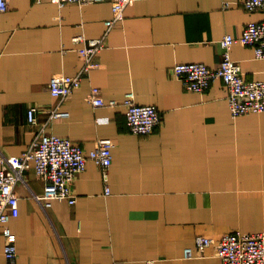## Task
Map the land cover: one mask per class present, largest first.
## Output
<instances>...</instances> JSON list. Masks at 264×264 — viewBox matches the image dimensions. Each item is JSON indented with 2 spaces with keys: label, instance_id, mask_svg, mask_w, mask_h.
<instances>
[{
  "label": "crops",
  "instance_id": "obj_1",
  "mask_svg": "<svg viewBox=\"0 0 264 264\" xmlns=\"http://www.w3.org/2000/svg\"><path fill=\"white\" fill-rule=\"evenodd\" d=\"M111 4L12 0L0 11V158L20 155L37 135L29 107L40 123L48 119L60 101L51 77L79 71L74 37H101ZM125 11L97 56L101 65L63 102L70 116L46 129L87 152L110 137V190L89 159L73 180L77 201L44 205L34 196L44 192L43 176L26 171L9 222L16 264H223L214 246L192 258L185 249L198 235L264 230V111L233 117L222 79L197 92L173 72L177 63L220 67L222 37H239L264 10L248 11L242 0H136ZM231 56L247 79H264L252 45H234ZM93 85L107 100L133 91L138 103L158 107L161 122L152 133L133 132L124 104H92ZM5 243L0 226V264H9Z\"/></svg>",
  "mask_w": 264,
  "mask_h": 264
},
{
  "label": "built area",
  "instance_id": "obj_2",
  "mask_svg": "<svg viewBox=\"0 0 264 264\" xmlns=\"http://www.w3.org/2000/svg\"><path fill=\"white\" fill-rule=\"evenodd\" d=\"M12 0H0V11H6ZM51 1V0H49ZM60 7L68 2L80 5L102 2V0H52ZM136 0H111L113 16L106 20V32L98 38H88L83 35L74 37L80 43L77 48L82 66L75 74H53L50 79V92L59 98V103L49 110V117L40 123L36 116L37 107L28 109L29 122L39 127V131L27 148L20 155H4L0 158V226L6 243L4 252L9 264H16L18 257L17 237L12 232L9 222L12 215L19 209V197L16 187L19 182H25L26 171L34 168L44 178V192L34 195L44 205H51L56 199H65L75 203L76 193L73 190L75 176L86 170L89 159L99 165L106 191L109 192V170L113 161V140L110 137L100 138L93 149L87 152L79 143L68 137L54 134L46 130L55 119L69 117V111L62 108L63 102L79 88L83 78L92 69L101 64L97 56L107 47L109 31L125 18V9ZM248 11L264 10V0H242ZM222 61L220 67L211 68L206 63H177L173 67L176 77H179L188 90L203 92L211 86L214 80L222 79L228 93L229 109L233 117L243 114L264 111V79H247L240 62L232 59L231 50L234 45L243 43L252 45L255 56L264 58V19L249 21L245 24L239 37L226 34L221 39ZM122 101L107 100L103 97L101 87L93 85L90 89V101L95 107L105 105L116 107L124 104L126 107L127 125L135 133H152L162 120V113L153 104L137 102L133 91L126 92ZM214 246L216 254L223 264H264V230L258 232L231 231L217 239L213 236L198 235L195 246L185 249V257L192 258L202 255L207 248ZM150 261L149 264H152ZM46 264V263H42Z\"/></svg>",
  "mask_w": 264,
  "mask_h": 264
},
{
  "label": "rangeland",
  "instance_id": "obj_3",
  "mask_svg": "<svg viewBox=\"0 0 264 264\" xmlns=\"http://www.w3.org/2000/svg\"><path fill=\"white\" fill-rule=\"evenodd\" d=\"M230 232H231V231H230ZM196 238H197V236H196ZM196 238H195V241H196ZM194 246H195V243H194ZM194 246H193V247H194ZM216 255H217V254H216Z\"/></svg>",
  "mask_w": 264,
  "mask_h": 264
}]
</instances>
